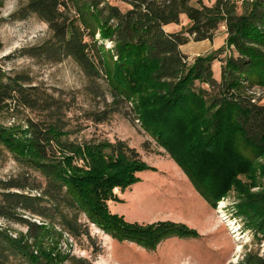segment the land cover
<instances>
[{"label":"trees","instance_id":"16d2710c","mask_svg":"<svg viewBox=\"0 0 264 264\" xmlns=\"http://www.w3.org/2000/svg\"><path fill=\"white\" fill-rule=\"evenodd\" d=\"M18 1L11 19L36 18L49 32L21 56L43 66L70 60L86 84L52 92L28 71L0 68V117L24 122L0 127V163L11 158L20 167L17 175L0 179V220L6 224H0V264H93L64 249L72 246L70 239L94 242L91 226L150 250L169 238L198 237L185 225L140 226L111 213L110 203L120 200L116 190L124 193L140 181L139 173L154 168L126 141L71 140L82 131L72 127L70 115L77 110L94 124L132 115L213 208L239 191L240 215L253 222L255 240L264 244V186L253 193L240 179L264 178V164L257 167L264 159V104L258 96L264 91V0L245 4L241 13L234 0L210 6L119 0L130 6L127 11L109 0ZM183 16L189 27L166 29L180 25ZM221 27L235 53L222 61L217 79V56L189 64L182 47L213 41ZM241 264H264V248L246 253Z\"/></svg>","mask_w":264,"mask_h":264},{"label":"rangeland","instance_id":"374dc122","mask_svg":"<svg viewBox=\"0 0 264 264\" xmlns=\"http://www.w3.org/2000/svg\"><path fill=\"white\" fill-rule=\"evenodd\" d=\"M118 5L122 11L130 6L119 1L109 0ZM202 1L205 5H213L215 0ZM241 13L245 4L253 0H234ZM20 7L18 0H4L0 9L3 22L0 24V38L4 50L0 53V68L10 71H28L35 82L54 92H66L83 89L86 79L79 68L70 60L57 65H39L34 60L22 57L21 50L36 46L45 41L48 36L46 24L31 18L26 21H14L11 15ZM190 22L183 16L180 25H169L171 32L182 31L189 27ZM226 29L221 27L213 41L197 43L191 41L184 47L193 64L200 56H217L213 70L217 79L221 78L223 60L235 52L226 46ZM109 43L107 47H110ZM220 49L224 51L218 52ZM258 96L264 104V91ZM79 103L84 104V99ZM85 108H90L89 104ZM79 111L73 112L72 127L82 128V131L71 136L76 141H126L135 148L141 158L154 170L139 173L140 181L128 188L124 193L117 190L120 200L110 203L113 214L123 216L130 224L149 226L161 222H172L185 225L189 230H195L198 237H173L161 241L157 248L147 249L128 241L121 242L106 235L96 226H91V236L94 242L87 239L75 241L70 239L68 247L71 252L86 258L93 264H241L246 253L257 252L264 248L255 240L253 222L247 216L240 215L242 196L233 189L224 196L213 208L195 189L184 171L170 155L144 131L141 124L127 118L124 114H115L108 123L94 124L89 122ZM22 118V117H21ZM22 119L10 115L0 117V127L11 128L22 126ZM264 164L261 160L258 166ZM20 167L11 158L0 163V179L17 175ZM247 191L259 192L264 186V178L260 174L240 177ZM85 221V220H84ZM1 226H6L0 220ZM13 229L24 232L25 228L13 225Z\"/></svg>","mask_w":264,"mask_h":264},{"label":"crops","instance_id":"0c3cea01","mask_svg":"<svg viewBox=\"0 0 264 264\" xmlns=\"http://www.w3.org/2000/svg\"><path fill=\"white\" fill-rule=\"evenodd\" d=\"M206 41H204V42H200V43H205ZM187 46V45H186ZM185 47V46H184ZM184 47H182V51H183V53H185V54H187L186 52H185V50H184Z\"/></svg>","mask_w":264,"mask_h":264},{"label":"built area","instance_id":"2783aa9c","mask_svg":"<svg viewBox=\"0 0 264 264\" xmlns=\"http://www.w3.org/2000/svg\"><path fill=\"white\" fill-rule=\"evenodd\" d=\"M117 191V190H116Z\"/></svg>","mask_w":264,"mask_h":264}]
</instances>
